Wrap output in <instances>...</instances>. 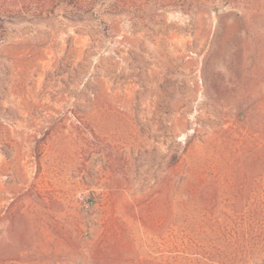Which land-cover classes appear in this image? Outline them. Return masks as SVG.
Wrapping results in <instances>:
<instances>
[{"label": "rangeland", "instance_id": "obj_1", "mask_svg": "<svg viewBox=\"0 0 264 264\" xmlns=\"http://www.w3.org/2000/svg\"><path fill=\"white\" fill-rule=\"evenodd\" d=\"M242 117L264 0H0V264H264Z\"/></svg>", "mask_w": 264, "mask_h": 264}, {"label": "trees", "instance_id": "obj_2", "mask_svg": "<svg viewBox=\"0 0 264 264\" xmlns=\"http://www.w3.org/2000/svg\"><path fill=\"white\" fill-rule=\"evenodd\" d=\"M93 8V7H92ZM244 117L238 119L239 121V127L246 128V135L243 137V140H249L250 142V149L249 154L252 160V163L257 168H263L264 169V117H260L257 121L253 122L252 124H249L245 121H243ZM175 158L178 159V155L175 154ZM178 167L175 168V170ZM193 176H197V171H193ZM179 184V182L177 181ZM190 203H193L195 205H199L200 207L204 209H208L215 206V203L210 198L206 199H197L194 201L190 200H182L180 201V205L184 207H188ZM231 210L236 213L240 212L239 210H243L245 208V205L242 201H233L230 203ZM255 216L264 215V203H261L257 205L253 211ZM79 243H82L80 240H78Z\"/></svg>", "mask_w": 264, "mask_h": 264}]
</instances>
